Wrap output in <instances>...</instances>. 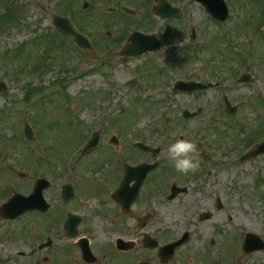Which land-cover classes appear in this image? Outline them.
<instances>
[{
  "label": "rangeland",
  "instance_id": "rangeland-1",
  "mask_svg": "<svg viewBox=\"0 0 264 264\" xmlns=\"http://www.w3.org/2000/svg\"><path fill=\"white\" fill-rule=\"evenodd\" d=\"M85 1L89 2L86 9L82 8ZM169 1L173 5L185 7V15L182 13L173 22L179 32L177 39L183 37L184 16L187 26L186 14H189L192 21L187 27H194L192 22H198L194 27L196 33L198 26H201V36L204 38L209 35L212 42L204 52L194 53L191 61V54L187 49L185 56L183 51L176 49L178 45H184L185 41L177 43L176 47L175 44L172 45L176 50L159 58L168 64H174L175 69L171 71L160 67L158 72L159 69L151 64L150 58L123 60L115 55L118 45L115 37L119 36V27L145 25L142 23L145 20L144 11L153 7V0H110L109 6L126 3L132 8L137 7L138 12L143 11L139 16L124 15L123 18L117 13L107 11L108 6L103 0H93L94 6H90V0H0V14L7 10L0 17V23L6 20L0 26V80L8 85L7 91L0 92V202L15 191H23L28 181L26 178H30V174L45 175L58 167H68L72 162L68 157L77 152L84 143L83 139H87L99 126L104 133L111 127L117 128L120 133L127 135L130 145L136 139L155 147L160 142L164 147L161 159L168 170L167 180L168 175L176 173V170L171 165L166 148L177 136L182 135V139L191 142L193 138L198 139L201 141L198 148L204 149L210 156L212 154L213 160H216L215 156L219 154L213 147L224 151L241 144L242 141L231 144L235 137H242L255 128L261 129L257 131L258 135L262 133L264 28L261 27H264V0H234L235 9L239 10V18H234L233 21L238 38H242L241 49L249 44L250 47L246 49L250 50L246 54L242 51L236 57V66L232 67L233 81L246 70L250 71L253 81L230 84V79L222 80L219 87L207 89L192 97L173 91V78H189L186 70L192 63L191 66H196L204 74H208L207 78L219 70L224 72L219 74L225 79L230 77L227 71L231 65V61L225 60L233 59V55L225 52L223 56L221 48L224 47V42L222 41V45L219 40L218 43L213 42L210 20L199 4L194 0ZM61 6L74 10V19L88 32V39L94 43L92 48L78 49L69 36L53 28L51 15L55 11L71 13L69 10L62 11ZM245 14L250 15L251 19L257 18V33H251L249 28L245 29L244 23L251 22L246 19ZM149 19H146L149 25L161 22L153 14H150ZM114 23L121 24L115 27ZM107 31L110 33L106 34ZM215 32L219 35L218 28ZM248 32L253 36H250V43L247 41L245 44V39H248L245 34ZM113 34L116 35L112 37ZM185 35L187 39L190 28L185 29ZM51 37L54 43L49 41ZM219 37L222 39L220 35ZM254 37L256 43H253ZM27 40L28 43L25 44ZM110 46L115 48L112 47L113 50L109 53L102 48L109 49ZM15 48L19 51L11 58ZM193 51L196 52V48ZM2 53H6L7 57L2 56ZM220 56L218 69L215 59ZM42 59L45 62L33 67ZM183 61H188V64L185 65ZM46 66L49 68L44 69ZM40 71L42 74H38ZM137 74L143 77L134 82ZM141 85L145 88L142 89ZM30 89H33V96L25 99L24 93ZM223 93L229 94L233 103L239 99L246 101L240 109L241 117L235 122L246 123V128H239V125L232 124V119L222 115L220 107ZM196 106L203 108L204 115L193 120L182 118L183 109L195 110ZM25 121L30 122L35 131L30 141L23 136ZM244 146H240L232 155L235 156L231 157L232 163L202 164L206 168L201 166L195 173L181 174L182 176L179 173L180 176H174L181 183L193 177H207L208 184L201 186V182H196L187 194L180 195L177 200L162 208V215L169 224L177 226V231L186 224L193 212H198L199 216L205 212L211 213L209 219L202 220L199 227L191 231L194 245L209 247L210 251L214 249L210 243L213 238L217 237L220 243L223 239L222 255H203V259L210 263H220L222 259V263L231 264L232 255L235 259L246 256L242 252V244L247 231L264 239V153L240 161L237 156L242 153ZM45 149L54 162L49 161ZM71 150L73 151L70 152ZM106 150L103 146L101 154L105 155ZM223 151L220 150L219 153ZM224 161L229 160L224 157L219 162ZM207 169L210 171L209 175L204 172ZM20 170L26 173L24 177L17 173ZM216 197L226 203L224 211L216 210ZM225 211L233 215L232 220L226 219ZM231 230L240 232L233 233ZM197 236H202L204 241L195 243L194 238ZM249 256L251 257L247 264H264V249Z\"/></svg>",
  "mask_w": 264,
  "mask_h": 264
},
{
  "label": "flooded vegetation",
  "instance_id": "flooded-vegetation-1",
  "mask_svg": "<svg viewBox=\"0 0 264 264\" xmlns=\"http://www.w3.org/2000/svg\"><path fill=\"white\" fill-rule=\"evenodd\" d=\"M228 16L225 21L213 22L207 15L212 21L213 42L218 43L219 40L222 45L223 41V56L225 52L233 55V59L225 60L231 61V65L227 71L230 77L224 80L234 78L232 67L236 66L235 59L242 51L246 54L250 50L246 49L250 47L246 42L250 43V36H253L250 32L245 34L248 39L244 43L247 45L241 49L242 38H238L233 21L234 18H239V10L231 8ZM245 17L248 21L251 20L250 24L244 23L245 29L249 28L254 33L258 29L257 18L251 19L246 14ZM206 26L209 28V25ZM128 28L124 26L122 33ZM216 28L219 29L222 39L215 32ZM136 29L153 31L152 28ZM224 30L227 36L224 35ZM173 35L174 31L170 30L169 37L167 34L163 38L160 36L163 42H170ZM205 38V47H208L212 39L209 35ZM253 40L256 43V37ZM120 41L116 39V43L119 44ZM187 47L185 45V49ZM216 49L220 50L218 47ZM220 59L221 56L215 59L218 69ZM245 72H248L244 73L249 76L248 79L253 81L250 71ZM218 73L224 72L218 70ZM223 81L217 82L214 87ZM96 131L99 136L97 145L87 152L80 150L75 156L70 155L73 159L70 166L58 167L48 173L49 175L28 173L30 178H26L28 181L22 193L29 195L34 189L36 179L44 177L49 183L42 190V195L49 206L42 211L26 210L14 219L0 217V264H224L222 259L220 263H210L203 259L206 253L222 255L223 239L221 244L217 237L213 238L210 243L214 249L211 251L209 247L194 245L191 231L202 222L198 212H193L186 224L178 227V231L177 226L169 224L162 215V208L177 200L180 195L187 194L178 193L169 200L172 189L170 186L175 182L170 179L171 175H168L167 180L168 170L161 159L162 151H144L134 144L130 145L123 132L111 130L104 133L99 128ZM113 134L117 137L114 142L110 141ZM87 139H83L84 143ZM103 146L107 149L105 155L101 154ZM140 163L153 166L155 164V167L147 172L136 196L129 204L133 182H126L119 192L118 190L126 179V167ZM20 175L24 177L26 174ZM196 182H201V186L208 184L207 179L193 177L184 183L177 181L176 185L187 186L188 192ZM67 185L71 186L72 192ZM221 205V209L217 211L224 209L225 204ZM204 214L208 215L207 219L211 216L210 212ZM230 219L227 217V220ZM186 230L189 231L183 236L182 233ZM194 239L195 243L204 241L202 236ZM175 241L182 242L172 249L169 245ZM249 259H235L232 255L231 264H247Z\"/></svg>",
  "mask_w": 264,
  "mask_h": 264
},
{
  "label": "water",
  "instance_id": "water-1",
  "mask_svg": "<svg viewBox=\"0 0 264 264\" xmlns=\"http://www.w3.org/2000/svg\"><path fill=\"white\" fill-rule=\"evenodd\" d=\"M159 3L154 7L155 14L159 15L161 18L170 17L174 15L178 8L172 7L166 0H157ZM203 3L206 8L211 12V14L215 17L223 19L226 14V7L222 0H197ZM84 6H87L85 3ZM127 12H132L128 8H124ZM53 25L63 33L70 34L74 37L75 41L81 45L88 47V41L80 34L76 33L69 21L57 15L53 16ZM160 47L159 40L156 37V34H144L141 32H133L129 37L128 40L125 42L124 46L118 52L120 56H136L142 54L148 50H157ZM176 89H181L183 91H192L196 88H205V85L194 83V82H184V81H177L175 84ZM7 86L4 82H0V91L6 90ZM228 105V104H227ZM227 107V106H226ZM228 109V107H227ZM229 111L234 112L233 109H229ZM195 113H189L187 110L183 111V115L185 117L193 116ZM32 130L28 123H25L24 126V135L26 138L30 139L32 137ZM96 144V136H94L88 143V147H91ZM138 146L143 148L144 150L150 149L149 146L143 143H137ZM264 152V141L257 146V148L252 151L250 154L243 156L242 158H247L249 156H255L258 153ZM151 167L150 165H140L135 168L137 174L139 175V181L144 177L147 169ZM131 180V178H130ZM43 182L40 180L38 182V186L36 187V192L31 197H25L22 195H15L7 203L3 204L0 208V213L4 217H13L19 213H22L27 208L39 207L41 208V189L43 187ZM19 205V209L15 210L14 208ZM47 207V206H45ZM264 245V242L261 241L256 235L254 234H247L244 242V250L249 252L255 249H261Z\"/></svg>",
  "mask_w": 264,
  "mask_h": 264
},
{
  "label": "clouds",
  "instance_id": "clouds-1",
  "mask_svg": "<svg viewBox=\"0 0 264 264\" xmlns=\"http://www.w3.org/2000/svg\"><path fill=\"white\" fill-rule=\"evenodd\" d=\"M159 146L160 142H157V147ZM166 152L172 167L182 175L195 173L199 168L196 145L188 139L175 137L172 142L168 143Z\"/></svg>",
  "mask_w": 264,
  "mask_h": 264
},
{
  "label": "trees",
  "instance_id": "trees-1",
  "mask_svg": "<svg viewBox=\"0 0 264 264\" xmlns=\"http://www.w3.org/2000/svg\"><path fill=\"white\" fill-rule=\"evenodd\" d=\"M7 56V54L6 53H4V57H6Z\"/></svg>",
  "mask_w": 264,
  "mask_h": 264
}]
</instances>
